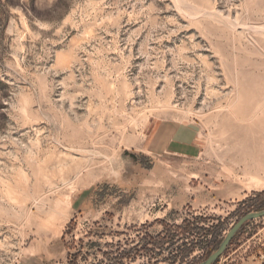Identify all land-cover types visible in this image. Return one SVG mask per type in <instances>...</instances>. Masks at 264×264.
Returning <instances> with one entry per match:
<instances>
[{"label": "rangeland", "instance_id": "1", "mask_svg": "<svg viewBox=\"0 0 264 264\" xmlns=\"http://www.w3.org/2000/svg\"><path fill=\"white\" fill-rule=\"evenodd\" d=\"M263 108L264 0H0V264H201L264 194L213 201L147 139L194 122L220 152ZM215 264H264V217Z\"/></svg>", "mask_w": 264, "mask_h": 264}, {"label": "crops", "instance_id": "2", "mask_svg": "<svg viewBox=\"0 0 264 264\" xmlns=\"http://www.w3.org/2000/svg\"><path fill=\"white\" fill-rule=\"evenodd\" d=\"M227 126L215 134L220 138L219 152L214 149L213 137L211 147L208 139L203 140L199 124L164 120L150 133L146 152L152 157L168 155L190 161L203 159L207 195L218 203L245 200L253 194L264 193L261 125L255 119L249 126Z\"/></svg>", "mask_w": 264, "mask_h": 264}, {"label": "water", "instance_id": "3", "mask_svg": "<svg viewBox=\"0 0 264 264\" xmlns=\"http://www.w3.org/2000/svg\"><path fill=\"white\" fill-rule=\"evenodd\" d=\"M264 217V210L259 212H251L246 215H244L240 220L237 221V223L228 231L222 242L220 243L218 249L213 252L205 261H203L201 264H215L219 258L222 257L224 252L226 251L227 247L230 245L231 241L235 237V235L238 233V231L241 229L243 225L246 223L260 219Z\"/></svg>", "mask_w": 264, "mask_h": 264}, {"label": "trees", "instance_id": "4", "mask_svg": "<svg viewBox=\"0 0 264 264\" xmlns=\"http://www.w3.org/2000/svg\"><path fill=\"white\" fill-rule=\"evenodd\" d=\"M262 194H264V193L253 194V196L257 197L258 195H262ZM178 229H181V228H178ZM197 230H198L199 232L203 231V229H197ZM184 234L187 235L186 232H185ZM206 242H207V241H206ZM213 242H214V240H213V241H208L207 246H213V245H214ZM216 245H217V244H216ZM76 258H77V255H75V256L72 257L73 260H76Z\"/></svg>", "mask_w": 264, "mask_h": 264}, {"label": "bare ground", "instance_id": "5", "mask_svg": "<svg viewBox=\"0 0 264 264\" xmlns=\"http://www.w3.org/2000/svg\"><path fill=\"white\" fill-rule=\"evenodd\" d=\"M264 109V108H263Z\"/></svg>", "mask_w": 264, "mask_h": 264}]
</instances>
